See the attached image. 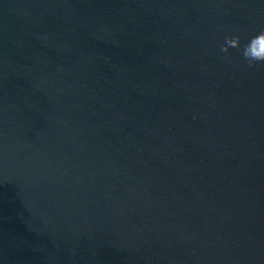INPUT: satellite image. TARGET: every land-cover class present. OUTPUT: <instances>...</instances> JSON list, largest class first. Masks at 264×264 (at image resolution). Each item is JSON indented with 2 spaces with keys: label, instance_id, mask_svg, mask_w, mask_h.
Here are the masks:
<instances>
[{
  "label": "water",
  "instance_id": "obj_1",
  "mask_svg": "<svg viewBox=\"0 0 264 264\" xmlns=\"http://www.w3.org/2000/svg\"><path fill=\"white\" fill-rule=\"evenodd\" d=\"M0 264H264V0H0Z\"/></svg>",
  "mask_w": 264,
  "mask_h": 264
}]
</instances>
